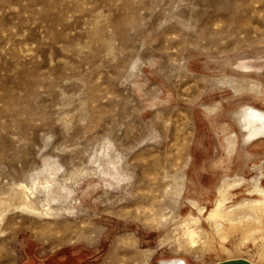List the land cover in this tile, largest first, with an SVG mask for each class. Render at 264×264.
I'll return each instance as SVG.
<instances>
[{
  "label": "rangeland",
  "instance_id": "obj_1",
  "mask_svg": "<svg viewBox=\"0 0 264 264\" xmlns=\"http://www.w3.org/2000/svg\"><path fill=\"white\" fill-rule=\"evenodd\" d=\"M263 110L264 0H0V264H264L185 237L264 185Z\"/></svg>",
  "mask_w": 264,
  "mask_h": 264
},
{
  "label": "bare ground",
  "instance_id": "obj_2",
  "mask_svg": "<svg viewBox=\"0 0 264 264\" xmlns=\"http://www.w3.org/2000/svg\"><path fill=\"white\" fill-rule=\"evenodd\" d=\"M247 112H248V110H247ZM252 113H253V111H252ZM244 115H247V114H244ZM252 115H254V114H252ZM255 115H256V113H255ZM254 120H255V118H254ZM262 120H264V119H262ZM258 124H259V122H258ZM247 144H249V143H247ZM219 166H221V165H219ZM261 180H262V178L259 180V183H257V182L255 183L254 181H251L252 186H251V189H249V191H248L250 194V197H247V200H246L247 202L245 201L246 198H243L237 202H233L234 194L232 193V190L234 188H238L240 185H242L243 182H239L235 186H231L229 188L220 190V192L217 194L216 198L212 201V206L210 209L206 205L201 204V203L200 204L195 203V205L193 204L194 206H196L197 212H199L201 214V216L203 217V218L202 217L201 218L205 219L206 222L208 223L209 226L207 225V227H209V230H202V229H200V227L198 225L196 226L197 229H195V228L192 229L191 225L198 223V218L197 217H195V218L191 217V219H188L186 222V224L188 225V227H187L188 229L185 230L186 231L185 232L186 240L191 245H194L196 242H198V239L200 238V236H202V234H204V237L206 240L205 244L208 248V247H213V243L217 239L219 241L223 240V244H224V240L227 239L228 236L234 232H238V234L241 233V236H242L243 240H245V241L246 240L247 241H253L258 237L264 238V185L261 184ZM27 189L28 188H26V186H24V185L13 189V193H12L13 198L10 200H13V202L17 206V208L19 207L23 210H26V212L28 211L30 213L32 212V213L41 215L42 211H44V210H42L40 212L38 209H36L34 207L35 204H33L34 202L31 200V197L28 195ZM12 195H11V197H12ZM10 203L12 204V202H10ZM48 212L50 213V211H48ZM49 213L47 215H49ZM241 214H244V215L242 217H237V216H240ZM50 215H52V214H50ZM2 216H3V213L1 211L0 218H2ZM42 216H43V214H42ZM193 226H195V225H193ZM242 238H241V240H242ZM201 242H204V241L201 240ZM196 244H198V243H196ZM224 248H226V247H224ZM128 253H129V251H128ZM253 264H256V263H253Z\"/></svg>",
  "mask_w": 264,
  "mask_h": 264
},
{
  "label": "water",
  "instance_id": "obj_3",
  "mask_svg": "<svg viewBox=\"0 0 264 264\" xmlns=\"http://www.w3.org/2000/svg\"><path fill=\"white\" fill-rule=\"evenodd\" d=\"M252 106V105H250ZM255 107V106H253ZM256 109H259L257 107H255ZM261 110V109H260ZM264 111V110H263ZM236 122L238 124V127L242 133V144L244 146H250L252 143L250 142L249 144H245L244 143V138H243V131L241 130L240 128V125L237 121V114H236ZM159 264H187L186 260L182 259V258H178V259H170V260H162L159 262ZM215 264H253L252 262L246 260V259H243V258H239V259H230V260H225V261H222V262H218V263H215Z\"/></svg>",
  "mask_w": 264,
  "mask_h": 264
},
{
  "label": "crops",
  "instance_id": "obj_4",
  "mask_svg": "<svg viewBox=\"0 0 264 264\" xmlns=\"http://www.w3.org/2000/svg\"><path fill=\"white\" fill-rule=\"evenodd\" d=\"M263 139H264V138H263ZM260 140H261V139H260ZM257 141H259V140H257ZM257 141H256V142H257ZM254 143H255V142H254ZM252 144H253V143H252ZM252 144H251V145H252Z\"/></svg>",
  "mask_w": 264,
  "mask_h": 264
}]
</instances>
